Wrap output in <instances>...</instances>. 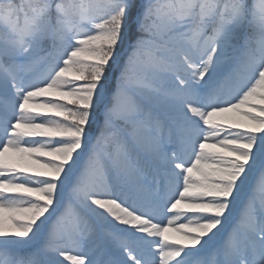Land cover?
Returning <instances> with one entry per match:
<instances>
[{
	"label": "snow or ice",
	"instance_id": "1",
	"mask_svg": "<svg viewBox=\"0 0 264 264\" xmlns=\"http://www.w3.org/2000/svg\"><path fill=\"white\" fill-rule=\"evenodd\" d=\"M0 264H264V0H0Z\"/></svg>",
	"mask_w": 264,
	"mask_h": 264
}]
</instances>
